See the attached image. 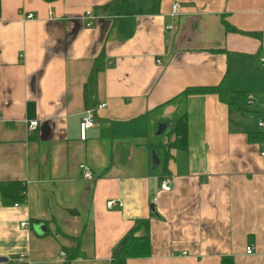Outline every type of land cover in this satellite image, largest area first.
I'll return each mask as SVG.
<instances>
[{"label":"crops","instance_id":"0c3cea01","mask_svg":"<svg viewBox=\"0 0 264 264\" xmlns=\"http://www.w3.org/2000/svg\"><path fill=\"white\" fill-rule=\"evenodd\" d=\"M117 1L0 0V183L26 190L17 207L0 195V264H107L140 219L151 253L126 264H264V142L248 140L264 114V0ZM220 84L225 102L182 95ZM179 114L186 149L165 164L156 132Z\"/></svg>","mask_w":264,"mask_h":264},{"label":"trees","instance_id":"16d2710c","mask_svg":"<svg viewBox=\"0 0 264 264\" xmlns=\"http://www.w3.org/2000/svg\"><path fill=\"white\" fill-rule=\"evenodd\" d=\"M48 2H54L59 0H46ZM128 1V0H127ZM159 0L153 5L154 13H157V8L159 6ZM229 30V28L227 27ZM103 55H100L97 59L98 62H101ZM105 66L110 65V63L105 62ZM199 94H217L221 101H227L228 89L224 84L219 86L211 87H198V88H188L183 92V96L188 95H199ZM258 119L263 117V114L257 116ZM166 129H169V135L172 140L165 146V164L167 162L168 154L171 149L176 150H185L187 144V121L186 115H180L176 121L166 124ZM166 131V130H165ZM250 142H264V133L259 131V133H252L248 137ZM163 174L168 172L167 165L162 167ZM25 185L17 181L1 182L0 183V195L3 202L6 205H13L15 203H24L26 201ZM148 219H140L134 223L130 230L124 236L122 242L118 246L111 260L107 264H126L128 259H142L148 258L150 256V239L148 233ZM145 234H140V232ZM72 253V251H70ZM76 253H72L73 257ZM225 264V262H223ZM231 264V262H229Z\"/></svg>","mask_w":264,"mask_h":264},{"label":"built area","instance_id":"2783aa9c","mask_svg":"<svg viewBox=\"0 0 264 264\" xmlns=\"http://www.w3.org/2000/svg\"><path fill=\"white\" fill-rule=\"evenodd\" d=\"M177 10H178V5L177 4H173L172 7H171V13H170L171 17H176L177 16ZM33 19H34V15L32 13H27L24 16L23 21H29V20H33ZM84 19L87 20L86 27L90 28L93 25V20H94V18L92 17L90 11H87L85 13ZM157 63H159L158 60H157ZM247 98L250 99V96H248ZM105 106H106L105 104H98L95 107L87 108L84 111V113H83V115L81 117L80 123H79V139L81 141H85L88 130L92 129L94 127V125H95V119H94L95 111L103 109V108H105ZM36 127H37V122L36 121L29 122L28 126H27V131L28 132H32L33 130L36 129ZM257 128L261 132L264 133V114H263V117H261V118H259L257 120ZM262 156H264V153H262ZM79 171H80L81 178L83 180L92 181L95 178L93 170L91 169L90 166H88L85 163H81L79 165ZM160 189L163 192H169L171 190V182L169 180H167V179L161 180L160 181ZM23 204H25V202L24 203H15L14 206L17 207V206H20V205H23ZM122 206H123V203L120 200H117V199H110V200H108L106 202V208L108 210H112L115 207H119L120 208ZM19 227L21 229H25V228L28 227V223L27 222H21L19 224ZM246 254L247 255L253 254V248H247L246 249ZM61 255L64 256L65 254L61 253ZM24 259H25V255H19L18 258H17V261L18 262H24Z\"/></svg>","mask_w":264,"mask_h":264},{"label":"rangeland","instance_id":"374dc122","mask_svg":"<svg viewBox=\"0 0 264 264\" xmlns=\"http://www.w3.org/2000/svg\"><path fill=\"white\" fill-rule=\"evenodd\" d=\"M116 5L119 6V7L123 6V5H124L123 0H118V1L116 2ZM179 115H180V114H179ZM179 115H178V116H179ZM178 116H177V117H178ZM158 138L160 139V141H163L164 143H169V141L172 140L171 136L169 135V129H166V131H164L162 134H160V135L158 136ZM168 140H169V141H168ZM162 154H163V156H164V160H165V154H164L163 151H162ZM169 156H170V154H168V158H169Z\"/></svg>","mask_w":264,"mask_h":264},{"label":"water","instance_id":"95a60500","mask_svg":"<svg viewBox=\"0 0 264 264\" xmlns=\"http://www.w3.org/2000/svg\"><path fill=\"white\" fill-rule=\"evenodd\" d=\"M165 129H166V125L165 124H160L158 126V130H157L156 134L157 135L162 134L165 131ZM152 162H153L154 165H158L159 164V160H158V158H157L155 153L152 154ZM153 210H154V208L151 206V211H153ZM6 262H7L6 258H0V263H6Z\"/></svg>","mask_w":264,"mask_h":264},{"label":"bare ground","instance_id":"6f19581e","mask_svg":"<svg viewBox=\"0 0 264 264\" xmlns=\"http://www.w3.org/2000/svg\"><path fill=\"white\" fill-rule=\"evenodd\" d=\"M92 27V26H91ZM249 100V99H248ZM91 107H95V106H91ZM90 108V107H89ZM38 124V123H37Z\"/></svg>","mask_w":264,"mask_h":264}]
</instances>
